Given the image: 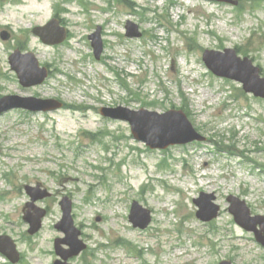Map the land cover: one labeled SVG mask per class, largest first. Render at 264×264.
I'll return each mask as SVG.
<instances>
[{
  "label": "rangeland",
  "instance_id": "1",
  "mask_svg": "<svg viewBox=\"0 0 264 264\" xmlns=\"http://www.w3.org/2000/svg\"><path fill=\"white\" fill-rule=\"evenodd\" d=\"M239 1L236 8L208 0H0V33H11L9 41L0 38V97L68 105L0 115V234L16 241L17 264L59 258L54 244L66 238L56 228L65 197L88 246L71 264H264V248L236 224L227 201L234 195L264 215V99L216 77L202 59L206 50L232 48L264 76V0ZM55 17L67 39L46 45L32 29ZM128 21L140 38L126 37ZM98 26L100 60L88 39ZM17 48L48 66L44 84L20 85L8 61ZM105 106L183 109L207 141L150 149L128 123L103 118ZM176 130L170 124L153 135L164 140ZM37 184L51 196L36 202L46 215L30 236L25 186ZM202 192L214 193L221 207L209 223L196 217L193 200ZM134 201L151 211L144 230L129 220ZM0 264L11 263L0 254Z\"/></svg>",
  "mask_w": 264,
  "mask_h": 264
},
{
  "label": "water",
  "instance_id": "2",
  "mask_svg": "<svg viewBox=\"0 0 264 264\" xmlns=\"http://www.w3.org/2000/svg\"><path fill=\"white\" fill-rule=\"evenodd\" d=\"M221 2H228L237 5V1L233 0H217ZM59 22L57 20L51 21L45 27H39L34 30V33L47 44H60L65 38L66 34L62 30L61 34H55ZM128 37H140L137 25L129 22L127 24ZM101 29L90 36L95 48L97 59L103 51V43L101 40ZM54 35V36H53ZM4 37V34L2 35ZM203 60L207 67L217 76L235 80L243 84L246 93H252L256 97L264 98V78L260 76L259 68L253 66L252 61L248 58L240 59L233 49H227L224 52L206 51L203 55ZM10 64L12 69L17 72L21 84L25 87H31L44 82L48 76L46 68L41 69L39 62L34 54H22L17 50L10 57ZM62 105L52 100H38L35 98H22L19 96H8L0 99V114L14 108H23L31 111H49L54 110ZM102 113L113 119L127 120L132 126V131L138 140L146 142L151 148H167L170 145L186 144L194 140H204L193 128L187 116L183 111H170L166 114L160 115L157 112H148L141 110L139 112L131 111L128 108L119 107L117 109H103ZM170 124L176 125V133L165 138L164 140L155 139L153 133L169 127ZM29 195L32 197V204H28L29 208H34L33 204L38 199L48 196L47 192H40L39 188H26ZM215 200L214 195L202 194L201 197L194 202L198 205L200 210L197 212L198 218L203 221H210L218 216L219 207L212 204ZM228 200L232 203L230 211L235 215L236 221L245 229L253 231L256 234L257 240L264 245V217H251L250 209L245 202L231 196ZM208 205V206H207ZM63 220L57 225V228L66 233L67 238L57 241V253L64 259L63 262H56V264H67L69 258L79 255L86 249V245L78 240L79 231L74 227L73 219L71 217L72 205L67 199L62 202ZM141 210V207L134 203L132 209L131 221L135 227L146 228L151 222L150 213H146L144 220L139 221L136 218V212ZM45 215L42 211L37 219H31L27 214L25 220L31 224L30 233L34 234L41 228V218ZM261 226V230L257 226ZM61 244H67L71 247L70 250H63ZM0 251L9 257L14 263L19 260V254L15 243L9 237H0ZM221 264H231L228 261Z\"/></svg>",
  "mask_w": 264,
  "mask_h": 264
}]
</instances>
